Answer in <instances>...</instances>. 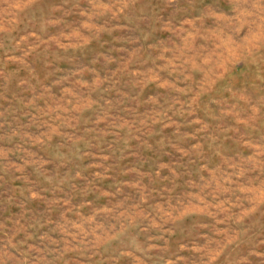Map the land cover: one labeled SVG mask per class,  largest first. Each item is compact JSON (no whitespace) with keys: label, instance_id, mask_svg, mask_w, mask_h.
Returning <instances> with one entry per match:
<instances>
[{"label":"rangeland","instance_id":"374dc122","mask_svg":"<svg viewBox=\"0 0 264 264\" xmlns=\"http://www.w3.org/2000/svg\"><path fill=\"white\" fill-rule=\"evenodd\" d=\"M0 264H264V0H0Z\"/></svg>","mask_w":264,"mask_h":264}]
</instances>
